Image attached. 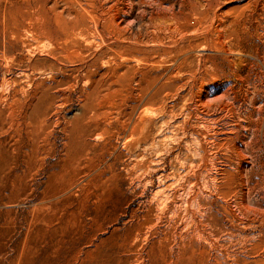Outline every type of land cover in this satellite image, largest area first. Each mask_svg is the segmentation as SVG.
Wrapping results in <instances>:
<instances>
[{"label": "rangeland", "instance_id": "obj_1", "mask_svg": "<svg viewBox=\"0 0 264 264\" xmlns=\"http://www.w3.org/2000/svg\"><path fill=\"white\" fill-rule=\"evenodd\" d=\"M0 264H264V0H0Z\"/></svg>", "mask_w": 264, "mask_h": 264}]
</instances>
